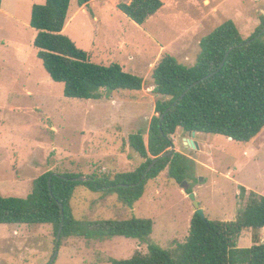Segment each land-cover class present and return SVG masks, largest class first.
<instances>
[{
	"label": "rangeland",
	"instance_id": "374dc122",
	"mask_svg": "<svg viewBox=\"0 0 264 264\" xmlns=\"http://www.w3.org/2000/svg\"><path fill=\"white\" fill-rule=\"evenodd\" d=\"M131 0H97L80 8L71 1L65 35L87 52L90 61L141 77L140 92L103 91L102 100L64 96V85L46 73L34 47V5L46 0H3L0 14V194L25 199L34 181L52 171L90 176L136 170L143 160L131 149V134L147 140L155 105L153 72L166 55L194 66L200 41L225 21L235 23L244 39L253 35L264 15V0H161L164 7L145 25L128 19L117 5ZM189 134L178 130L175 152L190 161L189 191L209 221L234 222L249 192L264 196V130L249 144L199 134V148L186 146ZM242 188L248 190L241 195ZM188 191V192H189ZM168 172L148 182L134 208L116 196L85 187L72 201L79 220L150 219L153 233L145 241L115 237H71L59 245L55 264H109L127 260L150 247L173 251L189 236L196 209L189 193ZM264 244V231L245 230L238 248ZM52 226L0 225V264H48L54 256Z\"/></svg>",
	"mask_w": 264,
	"mask_h": 264
},
{
	"label": "trees",
	"instance_id": "16d2710c",
	"mask_svg": "<svg viewBox=\"0 0 264 264\" xmlns=\"http://www.w3.org/2000/svg\"><path fill=\"white\" fill-rule=\"evenodd\" d=\"M71 1L46 0L44 5L32 7L30 26L36 31L33 45L52 81L64 85L66 98L85 101L102 100L103 91H142L145 83L141 77L126 72L117 63L110 66L92 63L88 53L65 35ZM94 1L97 0H77V3L82 8ZM2 2L0 0V9ZM163 7L161 0H131L117 5L118 10L138 26L145 25ZM263 29L264 15L248 39H244L234 22L225 21L201 39L199 55L191 67L181 64L172 55L164 56L153 72V92L159 99L148 138L145 139L143 131H138L128 139L131 149L143 163L132 172L115 175L46 172L34 181L32 192L25 199L0 194V225H49L54 229L56 240L63 225L60 245L71 237L89 240L123 237L145 241L153 233L154 223L150 219H77L72 208L76 189L85 187L105 197L116 196L126 207L134 208L143 198L148 182L162 173L167 171L169 177L179 184L189 178L191 160L180 152L159 159L146 175L156 159L175 147L173 137L178 130L251 143L264 130V34L245 44ZM222 65L215 76L190 89L175 105L193 84L216 72ZM83 176L89 180L72 181ZM50 178L52 193L49 190ZM247 192L242 188L241 195ZM262 229L264 196L249 192L244 210L236 221H203L195 214L186 242L175 250L150 247L146 255L137 252L130 259L110 258L108 263L264 264V244L251 248L237 247L245 230Z\"/></svg>",
	"mask_w": 264,
	"mask_h": 264
},
{
	"label": "water",
	"instance_id": "95a60500",
	"mask_svg": "<svg viewBox=\"0 0 264 264\" xmlns=\"http://www.w3.org/2000/svg\"><path fill=\"white\" fill-rule=\"evenodd\" d=\"M263 34H264V29L262 30V32H261L258 36H256L253 40L248 41L245 45L250 44L252 41H256V40L259 39ZM223 65H224V64H223ZM223 65H222V66L220 67V69L217 70L216 72H214V73H212V74L206 76V77L203 78L201 81H199V82L193 84V85H192V86H191V87H190V88H189V89H188V90H187V91H186V92H185V93H184V94H183V95H182V96H181V97L175 102V105L178 104V103H179V102L185 97V95L190 91V89H192V88H194L195 86L199 85V84L202 83L203 81H206V80H208L209 78H212L213 76H215V75H216V74L222 69ZM169 110H170V109H169ZM169 110L165 113V115L163 116L162 119H164V117H165L166 114L169 112ZM196 135H197V134H196L195 132H193V133H189V138L186 139V146H189V147H192V148H197V149L199 148L198 143L195 142V140H194V139L196 138ZM174 152H175V147H173L169 153L164 154V155H162L160 158L156 159V160L151 164V166L148 168V170H147V172H146V175L152 170V168L156 165V163L159 161V159L166 158V157H168L169 155L173 154ZM88 180H89V179H88L87 177L83 176V177H80V178L73 179L72 181H75V182H86V181H88ZM143 180H144V178H143ZM143 180H142L140 183H142ZM181 187L184 188V190L187 191V192L190 190V189H189V186H188V184H187V182H183V183H181ZM49 190H50V193H52V190H51V178H50V180H49ZM189 199H190V200L193 202V204H194V207H195V209H196L195 214L199 215L203 221H207L204 211L200 208L199 204H198L197 201H196V196H195L192 192L189 194ZM62 208H63V207H62ZM63 220H64V215H63ZM62 231H63V225H62V227L60 228V230H59V232H58V235H57V240H56V251H55V254H54L53 258L51 259V261H50L48 264H55V261H56V259H57L58 253H59V245H60V242H61Z\"/></svg>",
	"mask_w": 264,
	"mask_h": 264
},
{
	"label": "crops",
	"instance_id": "0c3cea01",
	"mask_svg": "<svg viewBox=\"0 0 264 264\" xmlns=\"http://www.w3.org/2000/svg\"><path fill=\"white\" fill-rule=\"evenodd\" d=\"M2 5H3V3H2ZM1 8H2V6H1ZM0 14H2V11H1V10H0ZM197 136H199V134H197L196 137H197ZM185 142H186V139H185ZM262 230L264 231V229H262ZM239 240H240V239H239Z\"/></svg>",
	"mask_w": 264,
	"mask_h": 264
}]
</instances>
